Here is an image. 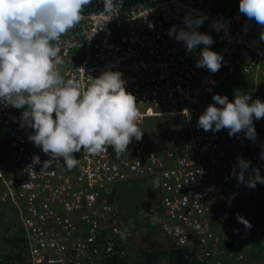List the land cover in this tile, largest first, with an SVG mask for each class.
Instances as JSON below:
<instances>
[{
	"label": "built area",
	"instance_id": "1",
	"mask_svg": "<svg viewBox=\"0 0 264 264\" xmlns=\"http://www.w3.org/2000/svg\"><path fill=\"white\" fill-rule=\"evenodd\" d=\"M217 1L112 0L106 10L105 0H91L80 23L61 36L59 71L66 80L87 87L107 71L119 72L136 99L143 136L133 137L119 158L111 146L96 155L81 149L73 154L79 161L73 169L60 158L42 171L50 156L29 139L35 130L22 120L27 106L0 103L12 161L0 166V202L14 206L16 234L23 239L17 251L9 246L0 253V264H100L124 256V241L133 232L104 191L113 182L141 177L157 179L158 203L140 209L139 217L157 225L175 247L201 256L203 264H263L235 246L218 249L221 238L248 232L237 219L246 214L236 203L264 190L260 182L247 186L256 169L264 177V122L254 119L256 137L249 139L244 132L230 137L226 128L204 131L198 119L215 104L223 76L257 73L264 40L257 43L247 16ZM188 14L204 17L197 30L210 35V49L223 56L217 75L196 67L205 45L188 52L169 35L173 26L187 27ZM159 115L181 117L186 130L183 141L172 139L158 152L146 118ZM36 156L40 162L34 164ZM239 158L251 162L244 183L237 179Z\"/></svg>",
	"mask_w": 264,
	"mask_h": 264
},
{
	"label": "clouds",
	"instance_id": "2",
	"mask_svg": "<svg viewBox=\"0 0 264 264\" xmlns=\"http://www.w3.org/2000/svg\"><path fill=\"white\" fill-rule=\"evenodd\" d=\"M110 2L112 0H105L106 10ZM90 3L91 0H0V103L17 109L27 106L22 120L35 130L29 139L50 156L42 171L60 158L68 170L73 169L79 162L73 154L81 149L88 155H96L107 152L111 146L119 158L127 152L133 137L139 141L143 136L138 127L136 99L126 92L121 73L107 71L86 87L75 78L66 80L59 71L63 64L60 38L80 23L82 10ZM239 9L249 20L264 26V0H240ZM183 22L186 28L173 26L169 35L183 42L188 52L205 45L196 67L213 73L219 71L223 56L210 49L213 38L197 30L204 23V17L188 14ZM219 28L217 24V30ZM261 39L264 40V33ZM226 96H213L215 104L209 105L200 115L198 127L214 132L226 128L230 137L244 132L247 138L255 139L253 121L264 118V102L252 101L248 94L236 95L234 102ZM152 121L157 123V120ZM155 126L158 124L148 131L154 141L152 146L156 149L162 145L163 149L175 138H161ZM33 162L39 163V157H34ZM4 164L0 161L1 167H8ZM237 167L240 170L238 182L244 183L251 162L239 158ZM255 172V177L247 181L248 187L264 183L259 170ZM113 183L104 191L107 199ZM108 200L116 205L120 214L118 203ZM237 219L245 227H251L242 216Z\"/></svg>",
	"mask_w": 264,
	"mask_h": 264
},
{
	"label": "trees",
	"instance_id": "3",
	"mask_svg": "<svg viewBox=\"0 0 264 264\" xmlns=\"http://www.w3.org/2000/svg\"><path fill=\"white\" fill-rule=\"evenodd\" d=\"M218 94H226L230 102H234L236 95L242 94L250 95L252 101L260 99L264 102V64L259 67L256 76L251 74H247L243 78L235 77V75L223 76L218 85ZM260 120L264 122V118ZM156 150L161 151L162 145L157 146ZM4 165L9 166L10 164L5 163ZM157 190L158 181L153 177L135 178L112 184L107 197L118 203L120 215L132 230L133 236L124 241L126 242V254L124 256L103 260L101 264H132V259H137L140 255L141 257L137 259L140 264H203L201 256L193 255V252L190 253L186 249H179L170 241V245L167 247L160 246L157 243V233L161 232L158 226L150 224L147 220L139 219L138 210L140 208L157 205ZM4 204L15 211L11 203L0 202V217ZM236 207L245 212V220L250 222L251 227H245L248 232H241L239 237L221 238L218 249L225 252V247L232 245L243 251L249 261L264 262V245L261 244L264 235V190L252 201L236 203ZM0 220L2 219L0 218ZM16 233L17 230H12L6 236L4 233L5 237L3 236L4 246H12L13 251H17L23 244V239ZM135 236H139L149 245L146 247L143 244L142 247H136L132 243Z\"/></svg>",
	"mask_w": 264,
	"mask_h": 264
},
{
	"label": "rangeland",
	"instance_id": "4",
	"mask_svg": "<svg viewBox=\"0 0 264 264\" xmlns=\"http://www.w3.org/2000/svg\"><path fill=\"white\" fill-rule=\"evenodd\" d=\"M217 4L222 6L225 9L230 10L231 12H236V11L240 12V9H239L240 0H236V1H234V0H219V1H217ZM251 22L254 24V28H253L254 38L258 43L261 39V34L263 33V26L257 24L255 20H251ZM249 40L252 41V38H249ZM262 64H264V63H260L259 67ZM217 74H218V71L216 72V75ZM249 74H251L252 76L255 75L253 72L249 73ZM241 78H243V77L241 76ZM146 119H148L147 122H149V123H151L152 120H157L156 122H157L158 126H155V127L157 129L158 135L161 138H175V139H178L180 141L184 138V137H182V132L186 130V128H185L186 126H185L184 122H181V120H180L181 117L159 115V116H155V117H148ZM151 127H152V125L150 124L148 126V131H150ZM187 142H189V141H187ZM0 161H3L6 164H11V162H12L11 161V150L9 147V141H8V137H7V131L1 125H0ZM1 214H2V216L0 218L2 220H0V250H3V248L7 247V245L4 246L5 243L3 242L4 241L3 240L4 233L6 236L9 233V231L16 230L17 225H16L15 211H13L12 208L7 207L6 204H4L2 206ZM157 238H158L157 243H159L160 246L165 248L168 245H170L169 239L165 234L158 232ZM132 243L136 247H139V246L142 247L143 244L147 247V244H148V242L143 241L139 236H135V240ZM133 252H134V250H133ZM140 257H141V255L138 256L137 259H139ZM137 259L136 258L132 259L133 260L132 264H140V262H138Z\"/></svg>",
	"mask_w": 264,
	"mask_h": 264
},
{
	"label": "crops",
	"instance_id": "5",
	"mask_svg": "<svg viewBox=\"0 0 264 264\" xmlns=\"http://www.w3.org/2000/svg\"><path fill=\"white\" fill-rule=\"evenodd\" d=\"M150 124L153 126V125H155V124H157V123H153V121H152L151 123H149V122L147 123L148 126H149ZM159 141H161V140H159ZM122 219H123V218H122ZM123 220H124V219H123ZM262 263L264 264V262H262Z\"/></svg>",
	"mask_w": 264,
	"mask_h": 264
}]
</instances>
